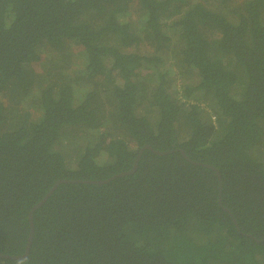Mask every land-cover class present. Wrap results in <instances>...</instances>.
Here are the masks:
<instances>
[{
    "label": "trees",
    "instance_id": "1",
    "mask_svg": "<svg viewBox=\"0 0 264 264\" xmlns=\"http://www.w3.org/2000/svg\"><path fill=\"white\" fill-rule=\"evenodd\" d=\"M26 248L0 264H264V0H0V253Z\"/></svg>",
    "mask_w": 264,
    "mask_h": 264
},
{
    "label": "water",
    "instance_id": "2",
    "mask_svg": "<svg viewBox=\"0 0 264 264\" xmlns=\"http://www.w3.org/2000/svg\"><path fill=\"white\" fill-rule=\"evenodd\" d=\"M144 148H148V149H151L149 146H144ZM152 150V149H151ZM153 152H155V153H157V154H164V152H157V151H154V150H152ZM183 153V152H182ZM206 166H208V165H206ZM217 173H218V171H217ZM58 182H60V181H57L55 184H57ZM65 182V181H64ZM72 182H77V181H72ZM102 182H106V180H102V181H100V180H98L96 183H102ZM218 200L220 201V185H219V194H218ZM35 207H37V206H34L32 209H31V211L29 212V224H30V234H29V239H30V237H31V234H32V230H33V227H32V222H31V214H32V211H33V209L35 208ZM26 253H27V248H26V250H25V253H24V255H22V256H8V255H3V254H1L0 253V257H3V258H12V259H20V258H22V257H24L25 255H26Z\"/></svg>",
    "mask_w": 264,
    "mask_h": 264
}]
</instances>
